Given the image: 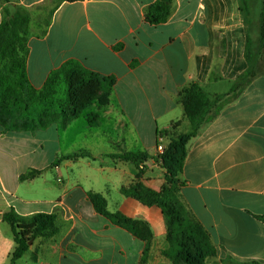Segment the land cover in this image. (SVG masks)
I'll use <instances>...</instances> for the list:
<instances>
[{
	"label": "crops",
	"instance_id": "0c3cea01",
	"mask_svg": "<svg viewBox=\"0 0 264 264\" xmlns=\"http://www.w3.org/2000/svg\"><path fill=\"white\" fill-rule=\"evenodd\" d=\"M156 1L0 4V25L6 6L31 13L26 73L36 90L73 63L115 81L109 102L65 124L31 132L6 130L12 123L0 119V264H10L16 247L2 220L11 208L25 217L56 214L59 228L16 264H142L146 243L97 213L90 194L104 197L110 213L147 223L154 237L147 264H170L162 210L122 189L140 182L160 192L167 184L158 137L169 132L167 144L192 131L180 93L193 84L218 105L188 145L179 201L217 248L206 264H264V51L250 37L242 0H176L168 21L154 26L146 13ZM249 70L253 78L238 89ZM80 150L93 158L62 159ZM124 153L150 159L138 169L119 158ZM31 171L41 174L22 181Z\"/></svg>",
	"mask_w": 264,
	"mask_h": 264
},
{
	"label": "trees",
	"instance_id": "16d2710c",
	"mask_svg": "<svg viewBox=\"0 0 264 264\" xmlns=\"http://www.w3.org/2000/svg\"><path fill=\"white\" fill-rule=\"evenodd\" d=\"M75 1V0H73ZM176 0H157L147 11L146 21L158 26L168 21L172 15ZM9 3V0H0ZM51 12L49 16H52ZM3 20L0 25V105L6 111L14 114L12 120L17 127L15 118H26L32 123L31 129L38 126L46 127L56 120H71L81 116L95 98L87 99L85 84L95 82L102 92L110 94L114 86L113 78H101L79 67L76 63L68 64L63 70L53 73L42 90H36L29 82L26 73V63L29 55L28 43L33 35L31 30L32 17L30 11L22 6H6L3 10ZM46 21L48 22L47 18ZM264 49V5L261 14V39ZM249 70L238 80V89H243L253 78ZM78 78V80H77ZM67 82V89L64 82ZM88 82V83H86ZM72 83H75L74 86ZM76 85V86H75ZM180 102L192 131L169 139L165 153L162 156V167L166 170V185L160 192L148 189L142 183L136 182L130 188H123L122 193L132 197L144 206H157L163 212L167 225V242L169 249L162 255L172 263L206 264L207 260L217 256V248L213 245L208 231L196 220L192 219L179 201L181 182L179 175L188 154V145L204 125L209 121L212 112L218 105V100L211 99L204 90L193 84L180 93ZM104 104H100L103 106ZM99 104V105H100ZM48 120H46V118ZM99 116L91 114L89 124L97 125ZM16 121V122H14ZM164 132L161 136H168ZM93 158L88 151H79L62 159ZM126 163L135 165L138 169L145 166L150 159L147 153H124L119 157ZM61 160L56 161L57 166ZM40 171H31L21 177L22 181L35 178ZM89 198L97 213L109 219L132 235L146 243L142 264H147L150 258L153 234L145 222L135 221L121 213L112 214L107 209L104 197L90 194ZM4 223L12 230L15 249L11 254L10 264H16L30 248V243L38 238H52L59 233L57 215L38 213L32 216H21L13 208L2 216Z\"/></svg>",
	"mask_w": 264,
	"mask_h": 264
},
{
	"label": "rangeland",
	"instance_id": "374dc122",
	"mask_svg": "<svg viewBox=\"0 0 264 264\" xmlns=\"http://www.w3.org/2000/svg\"><path fill=\"white\" fill-rule=\"evenodd\" d=\"M0 4H3V3L0 2ZM263 5H264V0H242V9L244 10V12L246 14L247 26H248V31L250 33V37L252 40H255L256 37L258 38V45H259L261 53L264 51V49H262V46L260 43V39H261V14H262ZM253 42H255V41H253ZM77 80H78V78H77ZM86 83H88V82H86ZM74 84L75 83H72L73 86H74ZM67 87H68V84L65 81L64 82V88L67 89ZM81 90H85V93L87 95V99L95 98L96 100L94 103L100 104V102H101V104H104L105 102L110 101V94H106L105 92H102L100 90V87L98 86V84H95V82L85 84L83 88L81 87ZM101 104L99 105V108H101V106H102ZM87 108H89V106ZM83 114L81 116H83ZM93 114H97L98 116H100L99 113H93ZM81 116H79L77 118H80ZM13 117H14L13 113H10L9 111L4 110L2 108V106L0 105V119L6 123L7 122L12 123V128L10 126H3L4 129H6V130L18 129V130H27V131L34 132L37 130H42V129L48 128L50 126V124L54 123V122H52L46 127L38 126L35 129H31L32 123L29 119L15 118L17 120V122L14 121L17 123V127L15 128L14 123L12 121V120H14ZM48 118L49 117H47L46 120H48ZM77 118H74V119H77ZM74 119L66 120V121L61 120V122H62V124H65V123H68L69 121H72ZM165 145L167 147L168 143L167 144L165 143ZM82 151H85V150H82ZM75 153H77V152H75ZM162 257H163V260L165 262H170V264H174L170 260L166 259L164 256H162ZM153 261H155V260L153 259ZM176 264H181V263H176Z\"/></svg>",
	"mask_w": 264,
	"mask_h": 264
},
{
	"label": "built area",
	"instance_id": "2783aa9c",
	"mask_svg": "<svg viewBox=\"0 0 264 264\" xmlns=\"http://www.w3.org/2000/svg\"><path fill=\"white\" fill-rule=\"evenodd\" d=\"M168 138L166 136H159L158 137V144H157V153H158V156H157V161L159 164H162L163 160H162V156L164 155L165 153V150H166V145H165V142ZM143 167H141V169H143Z\"/></svg>",
	"mask_w": 264,
	"mask_h": 264
},
{
	"label": "water",
	"instance_id": "95a60500",
	"mask_svg": "<svg viewBox=\"0 0 264 264\" xmlns=\"http://www.w3.org/2000/svg\"><path fill=\"white\" fill-rule=\"evenodd\" d=\"M32 244V242L30 243V245Z\"/></svg>",
	"mask_w": 264,
	"mask_h": 264
}]
</instances>
